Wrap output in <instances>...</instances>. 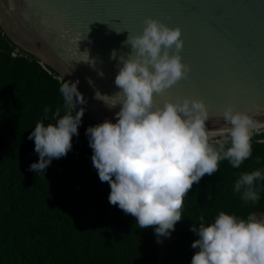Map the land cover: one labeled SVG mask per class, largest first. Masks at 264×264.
Segmentation results:
<instances>
[{
    "label": "clouds",
    "instance_id": "9594fccd",
    "mask_svg": "<svg viewBox=\"0 0 264 264\" xmlns=\"http://www.w3.org/2000/svg\"><path fill=\"white\" fill-rule=\"evenodd\" d=\"M144 24L141 35H129L123 42L131 46L127 57H118L114 83L120 89L115 95L121 98V107L115 114L116 123L106 119L88 127L85 135L93 152V167L100 181L110 186L109 204L133 217L141 229L155 226L159 243L182 220L184 197L193 186L213 176L221 161L239 169L252 156V137L264 136V126L229 105L223 112L229 125L227 136L215 139L206 126L209 116L202 101L184 98L156 106L155 96L187 79L191 69L179 54L183 49L179 27L170 28L151 18ZM111 59H117L116 50ZM78 84V80L64 81L59 91L66 114L61 117L57 109L55 123L37 122L28 136L39 155V162L31 164L29 171L44 174L54 158L71 151L85 113L83 107L77 111L76 105L86 104ZM110 98L96 92V99L111 110L118 104L106 103ZM226 144L230 146L225 148ZM260 180H264V170L244 172L234 192H242L245 203L255 204L260 200L256 186ZM200 221L198 228L190 229L199 236L191 245L198 249L191 264H264V218L249 214L242 219L220 212L212 223L206 224L203 217Z\"/></svg>",
    "mask_w": 264,
    "mask_h": 264
},
{
    "label": "trees",
    "instance_id": "16d2710c",
    "mask_svg": "<svg viewBox=\"0 0 264 264\" xmlns=\"http://www.w3.org/2000/svg\"><path fill=\"white\" fill-rule=\"evenodd\" d=\"M16 48L0 26V264H191L198 251L191 245L199 236L190 229L199 227L201 217L207 224L220 212L242 219L264 215V180L256 182L255 204L234 192L242 173L264 170L259 135L239 169L221 161L213 176L193 186L184 197L182 220L159 243L155 226L141 229L109 204L110 186L93 167L85 135L97 124L85 114L71 151L54 158L44 174L29 171L39 155L28 136L37 122L55 123L57 109L61 117L67 109L59 74L21 48L13 56Z\"/></svg>",
    "mask_w": 264,
    "mask_h": 264
},
{
    "label": "water",
    "instance_id": "95a60500",
    "mask_svg": "<svg viewBox=\"0 0 264 264\" xmlns=\"http://www.w3.org/2000/svg\"><path fill=\"white\" fill-rule=\"evenodd\" d=\"M0 18L17 47L51 67L63 83L79 81L83 106L100 119L86 109L84 114L97 124L116 123L118 57H127L131 46L123 42L141 35L148 18L181 29L179 54L191 69L187 79L155 96L156 106L200 100L214 134L229 127L223 118L229 105L264 124V0H0ZM113 50L117 59H111ZM97 91L118 105L110 110L96 99Z\"/></svg>",
    "mask_w": 264,
    "mask_h": 264
},
{
    "label": "bare ground",
    "instance_id": "6f19581e",
    "mask_svg": "<svg viewBox=\"0 0 264 264\" xmlns=\"http://www.w3.org/2000/svg\"><path fill=\"white\" fill-rule=\"evenodd\" d=\"M0 20H1V18H0ZM1 22H2V20H1ZM80 107H83L84 109H86L87 110V113L90 115V116H92L94 119H100V115L98 114V113H96V112H94V111H91V110H89V109H87L86 107H84L83 105H80V104H78ZM262 126H264V124L263 125H260V127H262ZM216 135H227V132H222V133H215L213 136H216Z\"/></svg>",
    "mask_w": 264,
    "mask_h": 264
},
{
    "label": "rangeland",
    "instance_id": "374dc122",
    "mask_svg": "<svg viewBox=\"0 0 264 264\" xmlns=\"http://www.w3.org/2000/svg\"><path fill=\"white\" fill-rule=\"evenodd\" d=\"M18 49L19 48H16L15 49V52L13 53V56H16V52H18ZM59 78H60V76H59ZM225 136H227V135H225ZM225 136H221V135H216L215 137H212V138H217V139H219V138H222V137H225ZM262 141H264V140H261L260 142H262ZM258 218H264V215H256Z\"/></svg>",
    "mask_w": 264,
    "mask_h": 264
}]
</instances>
